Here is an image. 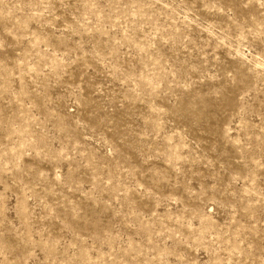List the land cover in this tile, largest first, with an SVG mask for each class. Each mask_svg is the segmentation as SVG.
Instances as JSON below:
<instances>
[{"label": "rangeland", "instance_id": "rangeland-1", "mask_svg": "<svg viewBox=\"0 0 264 264\" xmlns=\"http://www.w3.org/2000/svg\"><path fill=\"white\" fill-rule=\"evenodd\" d=\"M0 264H264V0H0Z\"/></svg>", "mask_w": 264, "mask_h": 264}]
</instances>
